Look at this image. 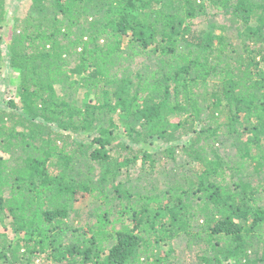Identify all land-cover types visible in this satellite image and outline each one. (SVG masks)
Instances as JSON below:
<instances>
[{
    "label": "trees",
    "instance_id": "16d2710c",
    "mask_svg": "<svg viewBox=\"0 0 264 264\" xmlns=\"http://www.w3.org/2000/svg\"><path fill=\"white\" fill-rule=\"evenodd\" d=\"M31 1L0 110V226L18 236L0 231V264H181L180 240L196 264L264 263V0ZM84 196L96 221L73 227Z\"/></svg>",
    "mask_w": 264,
    "mask_h": 264
},
{
    "label": "rangeland",
    "instance_id": "374dc122",
    "mask_svg": "<svg viewBox=\"0 0 264 264\" xmlns=\"http://www.w3.org/2000/svg\"><path fill=\"white\" fill-rule=\"evenodd\" d=\"M31 5L32 1L31 0H6V15L4 21L0 22V37L2 38V44H1V51H2V62L0 66V110H6L10 111L11 108L9 107V102L10 101H18L19 102V82H20V77L19 73L15 70H13L10 66V53H9V47H10V42L15 34V31L18 30V25L21 20H24L25 17H27L28 14L31 12ZM215 13V11L213 12ZM213 22H216L217 24H222V25H230L228 17L224 16L221 13H218L217 15H214V18L212 19ZM21 24V23H20ZM195 26H197L198 30H203L206 29L208 26V23L204 22V20H196L195 21ZM18 28V29H17ZM229 35L231 36L233 34V31H226V32H221L217 31V36L220 37L222 35ZM129 38H125V41H128ZM75 88L69 87L68 89L64 90L60 86L56 87V91L58 95H64L65 91L69 93H74ZM76 95V100L79 105H82L88 98H87V90L85 89H79ZM93 97H90L92 99ZM223 121L225 118L222 119ZM117 141H123V142H128V138L126 137V134L124 133L123 129L121 128L120 130L117 131ZM74 138L77 141L84 142L87 144H90L93 141L94 134L90 135L87 133H81L79 135H75ZM187 139H184L183 142L180 143L182 145L183 143L187 142ZM135 148H141V146H134ZM146 149H149L151 152H158L161 151L165 147L162 143H160L157 140H154L151 144H147L144 146ZM220 153L224 157H232L235 155V150L232 149L228 144H226L224 147L221 148ZM184 154L180 150L179 154V160L176 164V166H179L183 164V168L180 169V172L186 173L189 170V166L186 167L184 164ZM140 164L136 167V170ZM170 166V168L174 167ZM185 168V169H184ZM135 170V168H133ZM133 177V179L137 178ZM160 177V176H158ZM157 177V178H158ZM259 179L258 177L254 179V182L257 183L259 180H264V174L261 175ZM123 179V178H122ZM164 181L167 180L166 176H163L160 178ZM125 181V180H124ZM152 181L147 178H143L142 181H134L133 184L136 186L137 184H141L140 187H148ZM133 184H130V186H133ZM140 188V189H141ZM82 198V199H81ZM80 200L75 203V210L78 211V215L75 218L74 225L73 227H84L87 224H94L95 219L94 217H88V214L91 213L94 209L93 205V200L91 198H88L87 196L81 197ZM260 204L264 206V192L260 195ZM73 219V220H74ZM73 221L71 220L70 223ZM0 231L1 232H7L9 235L10 239H16L18 236H16L12 231L4 229L0 226ZM264 240V239H263ZM264 245V241L262 243ZM169 246L165 247V250H168ZM176 249L181 257L180 262L181 264H196L194 253L188 249H186V240H180L176 243ZM36 263L37 264H49V262H46V257L45 256H35ZM3 264H8V263H3ZM264 264V263H262Z\"/></svg>",
    "mask_w": 264,
    "mask_h": 264
}]
</instances>
